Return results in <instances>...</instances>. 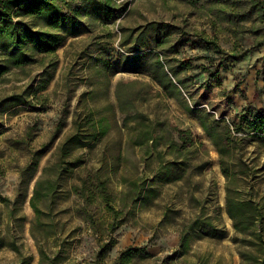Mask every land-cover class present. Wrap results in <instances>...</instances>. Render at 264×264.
I'll use <instances>...</instances> for the list:
<instances>
[{"label": "rangeland", "instance_id": "obj_1", "mask_svg": "<svg viewBox=\"0 0 264 264\" xmlns=\"http://www.w3.org/2000/svg\"><path fill=\"white\" fill-rule=\"evenodd\" d=\"M126 1L124 15L110 23L84 9L88 32L69 37L54 53H34L32 63L9 66L0 76V103L11 95L25 101L0 104V264H39L29 199L75 118L87 114L104 118L108 132L74 155L82 157L83 177L98 169L108 176L115 229L103 232L112 236L111 246L98 253L100 212L94 225L83 207L79 220L64 213L69 243L47 245L49 252L68 247L56 264H242L226 212L228 179L199 116L219 122L218 131L230 127L235 169L244 171L232 187L243 198L261 200L264 133L250 128L244 109L264 110L263 24L248 0H118ZM79 3L66 0L64 11L72 13ZM232 12L247 20L230 21ZM236 49L245 52L225 61ZM129 55L137 57L134 68L125 63ZM157 61L183 83L173 78L175 86H161L153 78L161 77ZM0 64L7 65L1 50ZM144 128L153 131L156 145H136ZM47 148L22 175L32 153ZM129 249L136 252L122 260Z\"/></svg>", "mask_w": 264, "mask_h": 264}, {"label": "trees", "instance_id": "obj_2", "mask_svg": "<svg viewBox=\"0 0 264 264\" xmlns=\"http://www.w3.org/2000/svg\"><path fill=\"white\" fill-rule=\"evenodd\" d=\"M248 2L249 8L256 12L257 18L263 24L258 30L264 32V0H248ZM64 3L66 0H0V50L7 64H0V76L8 70L9 66L18 67L32 63L34 53H54L69 37L88 32L89 27L81 17L84 9L87 15L102 18L104 22L110 23L124 15L129 2L80 0L79 5L71 8L72 13L64 11ZM229 14L230 21L233 20L232 17L238 21L247 20L246 16L240 13ZM23 17L33 18L36 23H30ZM41 25L42 28H36ZM261 44L263 41H257V45ZM129 51L133 52L134 48ZM244 52L236 49L224 60L239 58ZM125 63L129 68H134L137 57L129 55ZM157 65L156 68L160 70L161 77L155 75L153 78L161 86L167 87L169 84L175 86L172 79L176 80L177 72L168 68L167 72L160 61H157ZM176 81L179 84L183 83L181 79ZM20 96H8L0 104L8 108L25 104ZM244 110L245 122L246 119L251 118V121H248L250 128L258 133H264V110L258 109L252 112L250 104ZM199 117L202 127L217 148L222 172L228 179L226 212L237 234L234 240L240 245L242 264H264V196L261 200H256L243 198L236 193L232 184L237 175L243 174L244 171L235 169L230 127L224 126L221 131H218V126L221 125L219 122L209 123L204 116ZM241 128L238 126L235 131L239 132ZM107 132L108 125L104 118H97L91 114L76 117L73 131L58 143L43 168L41 176L36 180L33 194L29 199L34 212V217L30 220V233L39 250V264H44L47 260L49 264H56L68 251L65 245L56 251L47 250V245L52 240L56 244L60 239L64 243H69L67 238L63 237L65 222L62 221L61 216L64 213L72 214V217L77 220H79V215L85 214L89 218L87 221L89 220L94 225L99 211V228L102 233L98 238L100 245L98 253H103L111 246L112 236L109 235L106 238L105 234L115 229L116 209L115 197L109 188L108 176L98 169L83 177L82 170H80L83 165L82 157L80 154L79 156L74 155L77 147L81 150L91 142L99 141ZM135 139L136 145L139 146L150 141L154 145L158 142L153 131L148 128L141 129ZM262 142L264 144V137H262ZM168 145L172 148L175 143L171 141ZM48 150L49 148L32 153L22 175L32 170L38 153L44 155ZM77 168H79L78 173ZM33 177L34 174L30 176V179L33 180ZM67 200H70L71 204L67 208L61 207ZM81 207H83V214ZM132 252L134 254L136 250L129 249L124 252L121 259L129 260ZM19 264H27V261L22 260Z\"/></svg>", "mask_w": 264, "mask_h": 264}]
</instances>
